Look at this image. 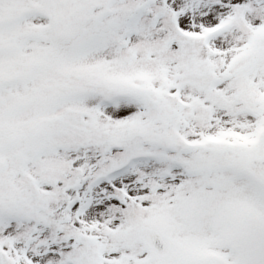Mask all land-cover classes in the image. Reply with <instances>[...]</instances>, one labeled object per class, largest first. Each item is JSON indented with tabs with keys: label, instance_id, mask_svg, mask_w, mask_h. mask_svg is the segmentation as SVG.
<instances>
[{
	"label": "snow or ice",
	"instance_id": "snow-or-ice-1",
	"mask_svg": "<svg viewBox=\"0 0 264 264\" xmlns=\"http://www.w3.org/2000/svg\"><path fill=\"white\" fill-rule=\"evenodd\" d=\"M0 264H264V0H0Z\"/></svg>",
	"mask_w": 264,
	"mask_h": 264
}]
</instances>
